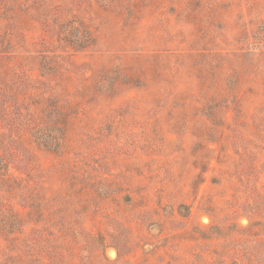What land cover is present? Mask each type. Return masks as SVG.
Masks as SVG:
<instances>
[{
	"label": "rangeland",
	"instance_id": "obj_1",
	"mask_svg": "<svg viewBox=\"0 0 264 264\" xmlns=\"http://www.w3.org/2000/svg\"><path fill=\"white\" fill-rule=\"evenodd\" d=\"M0 264H264V0H0Z\"/></svg>",
	"mask_w": 264,
	"mask_h": 264
}]
</instances>
